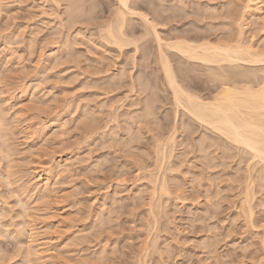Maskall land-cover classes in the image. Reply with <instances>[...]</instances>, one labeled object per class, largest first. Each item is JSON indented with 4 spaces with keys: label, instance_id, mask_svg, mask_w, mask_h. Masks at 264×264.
I'll return each mask as SVG.
<instances>
[{
    "label": "rangeland",
    "instance_id": "obj_1",
    "mask_svg": "<svg viewBox=\"0 0 264 264\" xmlns=\"http://www.w3.org/2000/svg\"><path fill=\"white\" fill-rule=\"evenodd\" d=\"M76 1L79 11L65 15L61 1L0 0L8 146L0 136V264H264L262 163L177 107L140 19L129 17L136 40L130 34L132 42L119 48L99 28L113 0ZM134 1L151 13H171L167 5L176 3ZM185 1L177 0L181 9L175 4L176 16L160 30L225 41L237 27L231 16L246 10V0ZM259 7L261 18L242 26L243 40L257 48L264 46V3ZM179 60L172 64L181 72L189 67L181 85L203 99L220 88L216 70L256 67L238 85L264 82V64L206 71ZM246 189L254 197L249 219ZM28 247L48 250L28 257Z\"/></svg>",
    "mask_w": 264,
    "mask_h": 264
},
{
    "label": "bare ground",
    "instance_id": "obj_2",
    "mask_svg": "<svg viewBox=\"0 0 264 264\" xmlns=\"http://www.w3.org/2000/svg\"><path fill=\"white\" fill-rule=\"evenodd\" d=\"M50 1H51L50 3H52V2L59 3V1L63 2L65 4L64 12H67V13H65V15L66 14L71 15L72 12L78 8V6H77L78 3L76 4V2H77L76 0H50ZM161 1L162 0H159V2H161ZM181 1L183 2V0H181ZM181 1L179 0V3H177V0H176V3L178 5L179 4L181 5V3H182ZM47 2H48V0H47ZM112 2L114 4V6H111V7H114V10L110 11V12H112V13H109V15L111 14L110 17H108L109 16L108 15L107 16L108 18L106 17L107 20H105L106 22L101 24V26L99 27V28H102L101 29L102 34L100 33L101 38H103L104 40H106L108 42H111V43L117 45L119 48L126 46L127 44H130L132 41L134 42L136 40V39L133 40V38H132L133 36L131 34L132 31L130 32V29H129L130 27L127 26L128 25L127 24L128 19H131V18L133 20H134V18L140 19V21L142 22L141 26L143 25V27H144V29L142 28L143 32L141 31L143 36L144 37L148 36V38H150L149 36L151 35V37L153 38V41H155V43H156L155 46H156V55H157V59H156L157 65H158V68L160 69L159 71L162 74L161 76L165 80V84L169 87L168 89H170V91H171V95H172L171 97L173 98V101L175 102L177 107L178 106L182 107L185 111H187L189 113V115L191 114L194 117V120L196 119L201 124H204V126H206V128L204 127L205 129L209 128L212 131H214V133L219 134L218 136L224 137V139L225 140L227 139V141H229V143L233 144L234 147L236 146L240 150L241 149L246 150V151H248V154L250 152L251 155H249V156L253 157L251 159L252 160L255 159V161H253V162H257V161H258V163L261 162L263 167L262 166H260V167H262L261 169L264 170V82L262 81L263 82L262 83V82H259V80H257L261 77H259V78L255 77V79L257 81V82L255 81L256 82L255 86L252 85L251 83H248L245 81H244L245 83L243 82L241 85H238L240 80H241V82L244 80V77L249 76V75L253 76L255 74V71L257 70L256 67L254 68L255 71H252V69L250 70V68H251L250 67L249 69H247L248 71H246L245 69L241 70V72H238V71L235 72V71L231 70L233 72L228 71L229 73L227 72L226 74L224 72L220 73L221 71H224V70L219 69V68H222L223 66L226 68L225 64L231 65L233 63L238 65V69H240L239 66L243 67V65H244L243 63H245V64L246 63L264 64V46H263V44L262 45L260 44L261 46L257 48L256 46L251 44L249 41L246 42L245 40H247L249 38L246 37L245 34H244V36L247 39L244 38V36H243L244 30L242 31L244 24H247V22H245V20L247 18L250 17L252 19L254 17H260L259 12H260L261 8L259 6L262 3H264V0H246V5H245L246 10L244 11V9H245L244 8L243 11H244V14L247 16L242 15L243 14L242 13L241 15H238V19L234 17L233 12L230 13L232 11L231 9H230V11H227V13H230V15L231 14L233 15L231 17L234 20L237 19V21H235V22H234V20L230 19L231 21H233V23L237 22L235 24L237 27L234 29L235 31L231 28H230L231 31L228 30L231 33L233 30V33H235V35L233 37L230 35L231 34L230 33L229 35L231 36V38L232 37L233 38L232 39L230 38L228 40L227 39L228 37L227 38L225 37L227 41L226 40L221 41L222 38L224 39V37L219 39V37H218L219 35L216 36V38L218 37V39L215 38V41H213L210 39L211 34H210V36H209V34L207 36L206 34H202V33L200 34V33L195 32V31H194V34L193 33L187 34V33H185V32H188V31H185L186 28L184 29V31L182 28V31H181V30L173 29L172 27H171L172 28L171 29L169 26L168 28L170 30L169 29H168V31L164 30L167 28L166 25H168L167 23H169V19L170 18L172 19V17L176 16L175 8H173V7H175V4H176V3H174L175 0H173L174 5H171V6L167 5V7L170 8L169 10L172 11L171 13L165 12L166 7L163 10H161L162 8L158 9V10H161V12H159V13L156 12L157 9L156 10L153 9L155 13H153V10H152V13L150 11L149 12L145 11L146 13L142 12V11H140L139 5L136 3L137 1H134V0H113ZM148 2H146V3L148 4ZM157 2H155L156 4L153 3V6L155 4L156 8H157V4L159 3V2L158 3ZM186 2L187 1H185L183 4H186ZM54 3H53V5H54ZM177 4H176V7L180 8L181 6H177ZM189 4H190V2H189ZM81 6H82V4L79 6L80 9H81ZM162 6H164V5H162ZM221 6H223V5H221ZM147 7H150V6L148 5ZM143 8H144V6H143ZM211 8H212V6H211ZM216 9H218V8H216ZM62 10H63V8H62ZM77 10L79 11V9H77ZM169 10H168V12H169ZM163 11H164V13H163ZM179 11H181V10H179ZM179 11H177V13ZM64 12L62 14H64ZM234 12H235V10H234ZM239 13H241V12H239ZM72 16H73V18L76 17L74 14ZM178 16H179V14H178ZM227 16H228V14H227ZM235 16H237V14ZM129 17H131V18H129ZM228 17H230V16H228ZM78 18H79V16H78ZM170 22H171V20H170ZM129 23H131V22H129ZM230 23H231V25H234V24H232V22H230ZM69 24H75V23H73V21H72V23H69ZM160 24H162L163 26L165 25V26L163 27ZM158 26H162L164 28L163 31H162V28L160 30L159 29L160 27L158 28ZM193 29L194 28H192V30ZM192 30H189L190 33ZM194 30L199 31L198 28L194 29ZM200 31H202V30H200ZM130 34H131L132 39L129 37ZM142 34H141V36H142ZM226 34H227V32H226ZM229 35L227 34V36H229ZM250 37H252V36H250ZM243 39H245V40H243ZM252 39H251V41H252ZM135 45H137V44L135 43ZM135 45H134V48H135ZM257 45H258V43H257ZM135 49H137V48H135ZM176 59L177 60L180 59L179 61L182 60L183 62L185 59V61H186L185 63L188 62L191 66H196L197 68L199 67L198 69H200V67L201 68L203 67V69L205 68L206 71H208L210 69L215 71V67H216V69L221 70L220 72L216 70V72L220 73V74H218V76L216 75V72L214 74V73H211V71H209L210 74H212V76H213V74L215 75V78H216L215 81H217V78H219V80H220V84H219L220 88H216L217 93H214L215 95L214 94H213V96L211 95V97H209L208 99H203L200 97L201 95L198 96V94L192 93L193 91H189L186 88H184L183 85H186V87H187L188 84H182L181 85V82L184 81V79H183L184 75H182V74H184L185 71L188 70L189 67L185 66L186 65L185 64L184 67L185 68L188 67V68L184 71V73L181 72L182 69L179 68V65H176V66H178V67H176V66H174V63L172 64V61H175ZM176 62H177V64L180 63L178 61H175V63ZM240 62H243L242 65L239 64ZM244 67L248 68L246 66H244ZM261 67H262V65H261ZM192 68L194 70L195 67H192ZM258 68H260V67H258ZM222 69H224V68H222ZM195 70H197V69L195 68ZM204 73H206V72H204ZM210 74L208 73V75H210ZM251 74H253V75H251ZM186 75H187V73H186ZM243 75H244V77H243ZM179 77L182 78L183 80L180 79ZM241 77L243 78V80L241 79ZM249 77H247V78L249 79ZM247 78H245V79H247ZM188 79L189 78L187 76V80ZM212 79H214V78H212ZM219 80H218V82H219ZM246 81H248V80H246ZM252 81H253V79H252ZM184 82H186V81H184ZM187 82L189 83V81H187ZM203 96L206 97V95H203ZM208 96H210V95H208ZM185 111H183V112L185 113ZM149 112H152V111L149 110ZM1 114H2V112H1ZM1 114H0V134H1L0 136H3L2 139H4V140H3L2 144H4V143H6V139H7V136H6L7 130L5 128V127H7V125H5L6 122L5 123L3 122V116H2L3 114L2 115ZM148 114L149 113H147V115ZM169 139H168V141L171 140V139L170 140ZM204 139H206L205 136H204ZM200 141L203 142L202 139ZM5 145H6V147H8L7 143ZM203 147H205V146H203ZM158 149H159V147H158ZM5 150H6V148H5ZM160 150H161V148H160ZM160 150L157 152L160 153ZM243 150H241V151H243ZM163 152H164V150H163ZM165 152H164V154H165ZM7 153H9V152L7 151ZM156 154H157L156 156H158V153H156ZM162 155L163 154L161 152L159 157ZM156 159L158 160V157H156ZM263 170H261V171H263ZM44 174L45 175L42 176L43 177L42 179L48 180L49 174L47 172H45ZM262 175H264V174L262 173ZM2 176H0V177L2 178ZM39 176L41 177V175H39ZM39 176H38V178H39ZM257 178H258V176H257ZM251 180L253 181V179H251ZM163 181H165V180H163ZM165 184H162L163 187L161 186V188L163 190H161V191L165 190L164 192L167 193L166 192L167 189L165 188L166 187ZM160 185H161V183H160ZM254 185H257V184H254ZM245 188H248V187L246 186ZM168 191H170V190H168ZM251 191L252 192L254 191L253 188ZM251 191L249 192V189L248 190L246 189L245 196H244V197H246V199L245 198L243 199L246 201V202L244 201L245 202L244 204H246L245 205L246 207L245 206L244 207L246 209H242V211L246 210L245 214L248 213L247 214L248 219H249V217H251L253 215L252 214V211H253L252 208L253 207H252V205H250L251 204L250 200H253L250 198L252 196ZM254 194H255V192H254ZM244 204H242V206ZM250 221H252L251 218H250ZM30 229L29 230L31 232L30 231L29 232L32 234L33 233L32 228H30ZM32 240L34 241L33 238H32ZM32 240L30 242L33 243ZM40 245H38V246H40ZM43 246H45V245H43ZM31 247H28V250ZM47 250L48 249H44V248L41 249L40 248V249L36 250V252L37 251H39V252L40 251L41 252L46 251L47 252ZM30 252H29V254L28 253L27 254L28 255L32 254V250ZM36 252L34 251L33 254L37 255L39 253L38 252L37 254H35ZM33 254H32V256H34ZM32 256L30 255L28 257H32ZM39 258H40V256H39ZM32 260H30V261H32ZM36 261H38V260H36ZM33 264H34V262H33ZM138 264H145L144 259L142 261H140V263H138Z\"/></svg>",
    "mask_w": 264,
    "mask_h": 264
}]
</instances>
